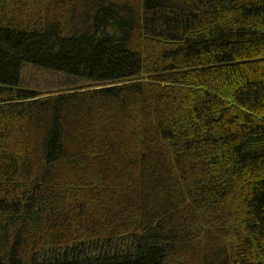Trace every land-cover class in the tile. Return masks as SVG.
Returning <instances> with one entry per match:
<instances>
[{"label":"trees","instance_id":"1","mask_svg":"<svg viewBox=\"0 0 264 264\" xmlns=\"http://www.w3.org/2000/svg\"><path fill=\"white\" fill-rule=\"evenodd\" d=\"M0 264H264V0H0Z\"/></svg>","mask_w":264,"mask_h":264},{"label":"rangeland","instance_id":"2","mask_svg":"<svg viewBox=\"0 0 264 264\" xmlns=\"http://www.w3.org/2000/svg\"><path fill=\"white\" fill-rule=\"evenodd\" d=\"M33 74V75H32ZM34 76L33 78H31V85L36 86L37 88L43 89L44 87H46V83L47 80H49L48 78H53V79H59V77H61L60 75H49L47 73L44 72V75L42 74V72L40 71H36L35 69H33V67H27L25 69V77L27 78V80L30 79V77ZM46 76L48 78H46Z\"/></svg>","mask_w":264,"mask_h":264}]
</instances>
